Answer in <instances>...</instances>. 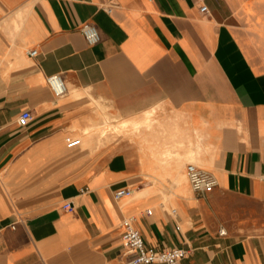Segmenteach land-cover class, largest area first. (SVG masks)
Returning <instances> with one entry per match:
<instances>
[{"label": "crops", "instance_id": "obj_1", "mask_svg": "<svg viewBox=\"0 0 264 264\" xmlns=\"http://www.w3.org/2000/svg\"><path fill=\"white\" fill-rule=\"evenodd\" d=\"M205 3L0 0V264H127L129 218L180 264H264V0ZM115 117L131 144L98 139Z\"/></svg>", "mask_w": 264, "mask_h": 264}, {"label": "built area", "instance_id": "obj_2", "mask_svg": "<svg viewBox=\"0 0 264 264\" xmlns=\"http://www.w3.org/2000/svg\"><path fill=\"white\" fill-rule=\"evenodd\" d=\"M200 4L201 12L209 13V7L205 0H197ZM82 34L90 45H96L101 41V35L96 26L86 23L81 28ZM30 56H36L37 50H30ZM48 84L56 98H62L68 92L67 84L60 74H54L48 77ZM33 116L30 111H25L20 117L22 125L28 124ZM186 175L192 186V189L200 194H206L214 191L218 183L215 176L194 163H188L186 167ZM132 188H123L115 193V198L120 199L132 195ZM65 209L71 210L72 203H66ZM149 213H151L149 211ZM221 234H226V231L221 230ZM123 246L126 256L129 257L127 264H180L187 257V251L183 248H172L167 250H158L154 247H149L142 233L136 228L134 220L129 218L124 221Z\"/></svg>", "mask_w": 264, "mask_h": 264}, {"label": "rangeland", "instance_id": "obj_3", "mask_svg": "<svg viewBox=\"0 0 264 264\" xmlns=\"http://www.w3.org/2000/svg\"><path fill=\"white\" fill-rule=\"evenodd\" d=\"M104 113L106 114V116L108 115L114 117L112 114L108 113L106 109H104ZM123 121L124 120H122L120 117L112 118L107 124H105V126L96 130V133L98 134V139H100V141H103L112 136L115 138L119 136L120 138L125 139L126 145L131 144L134 128L132 127V125H129L128 127L124 126ZM188 162L194 163L193 159H188ZM225 200H227L234 207L244 205L241 200L233 196H227Z\"/></svg>", "mask_w": 264, "mask_h": 264}, {"label": "bare ground", "instance_id": "obj_4", "mask_svg": "<svg viewBox=\"0 0 264 264\" xmlns=\"http://www.w3.org/2000/svg\"><path fill=\"white\" fill-rule=\"evenodd\" d=\"M131 124H132V123H131L130 121H129V122L127 121V122H124V123H123V125H124V126H127V127H128L129 125H131ZM136 124H137V123H136ZM191 163H192V162H191ZM194 164H196V163H194ZM196 165H197V164H196Z\"/></svg>", "mask_w": 264, "mask_h": 264}]
</instances>
